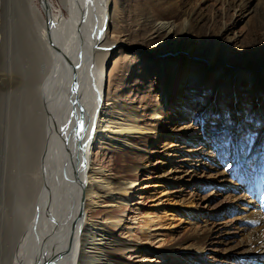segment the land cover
I'll return each mask as SVG.
<instances>
[{"label":"bare ground","instance_id":"6f19581e","mask_svg":"<svg viewBox=\"0 0 264 264\" xmlns=\"http://www.w3.org/2000/svg\"><path fill=\"white\" fill-rule=\"evenodd\" d=\"M176 1L147 0L145 27L143 33L135 36L142 37L148 45L145 48L148 54L160 61L163 99L151 107V121L146 123L129 107L124 95L117 94L119 84L130 70L124 50L110 60L130 39L122 31L123 17L117 0H61L67 15L49 0H40L41 7L36 0H0V89H10L17 97L24 95L23 103L31 117L26 126L30 129L26 141L33 145L35 138H30L33 131L38 139L32 157L26 162L28 173L24 184L28 190L21 194L23 202L18 199L19 192L13 189L10 196L14 195L15 201L9 198L6 204L9 201L11 207L7 206L8 210L0 216V264H145L141 261L148 257H157L162 262L169 254L176 264H211L205 255L218 244L212 241L213 236L220 239L224 252L233 254L234 264H264V128L257 135L247 130L245 137L233 131L228 137L217 135L215 141L222 137L217 152L213 150V142L208 152L200 153V157L209 158L213 169H230L231 173L223 175L221 180L225 187L236 186L235 190L241 194L233 195L235 202L224 209H233L241 215H237L240 235L236 246L230 239L233 227L225 224L223 228L214 226L216 234L207 228L202 232L192 230L175 244L174 251L140 243L139 231L127 223L130 220L135 225L140 218L138 215L126 217L123 207L126 197H131L132 181H117L113 167L99 159L108 150L113 158L124 156L127 167L119 169L121 173L138 169L137 159L149 155L153 135L172 134L179 147L189 141V151H196L195 144L209 137L205 121L209 113L215 114L210 124L221 123L224 118L220 112L226 103L233 112L231 124L235 125L242 120L237 114L242 113L231 105L233 101L240 98L251 109L255 101L264 100V21L256 22L260 16L264 20V12H258L263 0H220L225 5V14L218 17V22L205 15L200 6L191 11L180 10ZM162 6L173 9V14L156 15L154 10ZM10 7L21 11L15 27L13 20L9 24L7 18ZM29 16L40 22L35 32ZM240 24L247 25L251 34L259 31L263 37L241 42V33L237 30ZM212 25L218 27L210 28ZM18 30L23 35H18L22 42L17 47L27 67V71L23 68L19 74L6 71L4 65L9 41ZM38 43L48 60H41V78L38 73L40 81L36 84L32 61L40 53ZM175 46L185 47L183 54L187 58L193 56L194 46L199 48L195 58L201 62L198 65L201 68L221 56L220 73L224 74L207 85L199 79L197 65H189L195 71L181 77L179 64L174 61L180 51ZM173 47L174 50H169ZM172 63L176 65L174 69L171 67L173 71L168 69ZM245 63L252 72L236 76L234 72ZM106 89L107 95H104ZM25 90L28 94L22 95ZM216 96L219 107L213 103ZM173 97L174 107L186 115L177 130L156 120L159 115L164 117V108L172 103ZM179 102L182 107L178 106ZM245 110L242 116L252 123L264 115V110L258 107L257 112ZM81 120L83 131L77 136ZM192 157L179 155L178 160L186 165ZM14 161L11 160L12 167H16ZM18 178L16 173L12 179L16 187ZM142 194L138 198H143ZM230 201L229 197L227 202ZM104 202L111 209H101ZM155 216L149 219L150 223H154L158 217ZM148 223L143 229L151 231ZM160 236L151 234L153 240ZM133 256L140 260H132ZM226 263L231 264L230 259Z\"/></svg>","mask_w":264,"mask_h":264},{"label":"rangeland","instance_id":"374dc122","mask_svg":"<svg viewBox=\"0 0 264 264\" xmlns=\"http://www.w3.org/2000/svg\"><path fill=\"white\" fill-rule=\"evenodd\" d=\"M36 1L41 7L40 0ZM49 1L52 2L56 9L63 10L64 14H68V11L63 8L62 3H60L61 0ZM117 1L123 17L122 31H124L126 34H129L130 36V39L127 40L126 43L127 46H120L118 52H116L117 54H113V56L110 58V60H112L114 57H117L119 51L122 49L125 51L123 52L125 56L124 58L128 61V65L130 66V70L119 84L117 94L118 96L120 94L124 95V100L129 104V107L133 108L136 113L142 116L141 120L143 122L150 123L151 107L157 106L160 100L162 102L163 93L160 91V86L162 84V77L159 76L160 61L152 57V54H148L145 49L148 45L143 43L142 37H135L136 35L143 33L145 27V23H143L146 15L144 3H146L147 0ZM175 3L179 4L180 10L191 11L192 9L200 6L202 12L209 17H213L215 22L220 20H218L220 15L225 14V5H223L220 0H177ZM260 6L261 7H259L258 12L262 11L260 13H263L264 0L261 2ZM10 8L12 10H8L7 18H9V24L10 21L13 20V25L15 27V23L18 24L17 21H20L19 14L21 11H16L13 7ZM154 11H156V15L159 16L172 15L174 12L173 9H166L163 6L155 9ZM29 18H32L33 20L31 25L32 30L34 32L37 31V27L40 25V22L33 16H29ZM263 21V16H260L256 22ZM253 24L255 25V23ZM212 27L217 28L218 26H210V28ZM237 30L241 33V42H246L250 38L257 39L259 36L263 37L259 31L251 34L252 31L250 32L248 26L244 24L238 25ZM13 35L14 37L11 41L12 47L9 41L4 57V65L6 67V71L11 73H20L23 71V68L24 71H27V67H24L23 64L24 61L22 60V53L17 47L20 45V42H22V39H20L22 37L18 35H23V33L18 30V33L14 32ZM37 45L39 47L38 50L40 53H37L34 61H32V69L35 73L36 84L37 82L39 84L40 80H38V73H40L39 78H41V60H48V58L43 54V50L40 49V47L43 48L41 43H38ZM175 47L178 48L175 49L176 51H180L178 52L180 55L175 57L176 59L174 61L177 60L176 64H179V69H181V73L183 74L181 77H184L186 74L193 73L195 71V68H189V65H197L196 67L199 69L197 72L200 74L199 79L206 82L207 85H212L214 81L218 80L224 74L220 73L222 67L221 63L223 62L221 61V56H219L221 55V52L217 55L219 57L212 61L211 65L201 68L199 67L201 62L196 59V55L199 53V48L197 50L194 46V48L191 49V54L193 56L191 58H187L185 57L186 54H183L185 53V47ZM169 50H174V47ZM235 61L242 62L240 60ZM43 65L45 64L43 63ZM111 65H113V63L110 64V66ZM243 65L245 67L243 66L234 72L236 76H245L252 72L246 63ZM175 66L176 65L172 63V66L170 65L168 69L173 71ZM179 69L176 71L177 77ZM107 71L108 69L105 70V72ZM21 94H28V91H22ZM105 94L107 95V89L104 91V95ZM191 95L193 96V93H191ZM209 95H211V93H209ZM244 95L245 97L247 96V94ZM23 96L17 97L14 93H11L10 89H0V216L4 215L5 210H8L10 205L9 201L11 198H14L13 202L15 201L14 195L10 196V194H13V189L16 190V193L19 192L18 199L20 200L22 198L21 194L25 190L27 192L28 186H25L24 184V177H26V173H28L25 171L27 168L26 162L27 159L29 160V157H32L31 154H33V146L35 148V143H37L35 140H38L35 135L36 133L33 131L34 135L30 136V138H35L33 145L32 142L28 143L26 141L28 136L27 133L30 132V129H27L26 126L29 125V120L31 117H29V113L27 112V106H25V103H23ZM179 99L184 100L183 97H179ZM217 99L218 97L216 96L213 100L214 102H212L214 104L216 103V105L219 107L221 105L218 103ZM171 101L172 103H169V106L164 108V117L159 115L157 116L156 120H158V122L160 121L161 123L163 122V124L166 126H170L171 129L176 127L177 130L183 123L182 122L180 125V122L185 121L186 115L181 109L174 107V97L171 99ZM180 104L181 103L179 102L178 106L182 107ZM227 105H230V101H227ZM231 105H233L234 108L238 109V111L242 113L237 114L238 117H242V120L238 121L235 125L229 122V118L230 120L233 118L231 114L233 112L226 106V103H224V108L220 112L224 118L221 123L214 121L212 124H210L211 116L215 114L209 113L208 117L205 119L206 126L210 131L209 137L207 139L201 140L200 143L198 141V144H195L193 149L196 151H189V141H185L184 144L179 147L172 134H166L164 136L158 135V137L153 135L151 136L153 139L152 143L149 144V155L137 159L140 167L133 170L127 169V172L122 173L119 171V169H121L123 166L124 168L127 167L124 156L120 155L117 158H113L112 155L109 154L108 150H105L101 153L99 159L103 164L110 165L111 168L113 167L112 173L117 174V181H132L131 197H126L123 207L126 217L132 218L138 215L140 218V220L135 221L137 223L135 225L132 224L133 222H130V220H128V222L125 221L130 223L128 225L134 226L139 231V237L137 240L140 243L149 245L151 248H166L167 250L174 251L177 247L175 244L181 242L182 239L192 230L202 232L205 230V228H207L208 231H213L216 234L217 231L215 232L214 229L216 230L217 227L220 228L221 226L223 228V224L233 227L230 230L232 236L230 238L232 239L231 243L236 246L239 242L240 231L237 229L239 227L237 226V223L240 222V220H237V215L239 214L233 209L224 210L228 204L235 202L233 195L237 197L238 194L235 190L236 186L232 188H229V186L225 187L221 180L223 175L225 176V174H230L231 171L230 169L224 167L213 169L209 165V158L203 156L200 157L202 150H204V153L208 152L210 150L209 147L213 142V150L216 151L218 149V143H222V137L216 139V142L215 138L217 135H225L228 137L233 132H235L238 135H242L241 137H245L247 135V130L253 131L254 135H257L263 131L262 128H264V126L262 122H264V115H259L255 123H252L251 119L246 118V116H242L246 113L245 109L257 112L258 107L260 111H263L264 100L262 98H260L258 101H255V104L251 109L250 105L243 104L240 98H237L236 101H233ZM207 109H211L210 105L207 106ZM262 113L263 112H261V114ZM18 122L19 125L21 124V130L20 127H18ZM212 127H214V129L219 127L220 129L216 131L213 130ZM35 132H37V130ZM121 154L124 155V153ZM188 154L193 156L191 158L192 160H187L186 165L181 164L178 160L179 155L187 156ZM11 160H15L14 163H16V167H14L15 165H13V167L11 166ZM34 166H36V163ZM117 166L118 168L116 169ZM35 168L36 167H34V169ZM15 172L19 177L17 187L15 183H12L13 176L16 174ZM112 173L111 171L109 172L110 175ZM175 183L176 185L174 186ZM140 193H143V198H138ZM239 196H241V194ZM229 197L231 199L230 203L227 202ZM8 199L9 204H6ZM21 202H23V200H21ZM159 205H161V207L158 209ZM102 207L100 208L111 209L108 202H104ZM121 214L123 213L121 212L120 215ZM154 215L158 217L155 216L156 222L154 221L152 224L149 222V219ZM139 221L140 225H138ZM147 223L152 226L151 231L143 229L147 228ZM145 225L146 227H144ZM119 229L120 227L117 229L118 233ZM151 234H160L161 236L153 240ZM122 236H124V238L127 237L125 235ZM212 238V241H217L215 243L218 244L206 251L205 258L207 262L211 264H228L226 263L227 259H230L231 264H234L233 254L230 256L229 252L223 251L224 246L219 243L220 239L214 238V236ZM227 239L228 238H223L225 241ZM132 260L139 261L140 259L133 256ZM160 261L161 260L157 257L152 259L148 257V259L141 262L145 264H176L173 262L172 254H169L166 260L162 262Z\"/></svg>","mask_w":264,"mask_h":264},{"label":"snow or ice","instance_id":"6c2138e0","mask_svg":"<svg viewBox=\"0 0 264 264\" xmlns=\"http://www.w3.org/2000/svg\"><path fill=\"white\" fill-rule=\"evenodd\" d=\"M229 122L231 123L230 118H229ZM80 125H81V128H80V130L77 131V133H76L77 136H80V132L83 131V127H82L83 126V120L80 121ZM62 131H63V129H62Z\"/></svg>","mask_w":264,"mask_h":264}]
</instances>
